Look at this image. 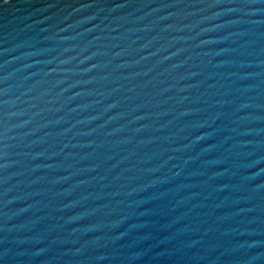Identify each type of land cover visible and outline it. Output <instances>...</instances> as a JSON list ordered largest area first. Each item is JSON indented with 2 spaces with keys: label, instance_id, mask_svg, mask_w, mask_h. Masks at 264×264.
Masks as SVG:
<instances>
[{
  "label": "water",
  "instance_id": "obj_1",
  "mask_svg": "<svg viewBox=\"0 0 264 264\" xmlns=\"http://www.w3.org/2000/svg\"><path fill=\"white\" fill-rule=\"evenodd\" d=\"M0 264H264V0H0Z\"/></svg>",
  "mask_w": 264,
  "mask_h": 264
}]
</instances>
